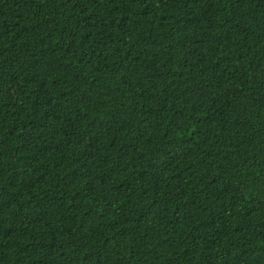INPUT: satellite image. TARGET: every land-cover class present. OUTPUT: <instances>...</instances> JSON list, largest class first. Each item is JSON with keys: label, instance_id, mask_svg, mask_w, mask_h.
Instances as JSON below:
<instances>
[{"label": "trees", "instance_id": "trees-1", "mask_svg": "<svg viewBox=\"0 0 264 264\" xmlns=\"http://www.w3.org/2000/svg\"><path fill=\"white\" fill-rule=\"evenodd\" d=\"M0 264H264V0H0Z\"/></svg>", "mask_w": 264, "mask_h": 264}]
</instances>
